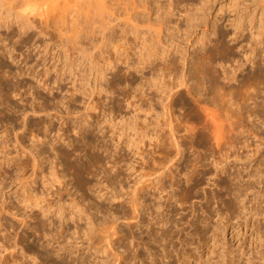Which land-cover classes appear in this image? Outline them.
<instances>
[{
    "label": "rangeland",
    "instance_id": "374dc122",
    "mask_svg": "<svg viewBox=\"0 0 264 264\" xmlns=\"http://www.w3.org/2000/svg\"><path fill=\"white\" fill-rule=\"evenodd\" d=\"M125 1L127 3H125ZM132 1L133 0H131V2L130 0H109V2H107V8H106L107 10H105L104 9L105 7L104 8L102 7L103 4H101V6L98 7L99 3H101V1L99 0H56V2L49 3L48 6L39 7L40 9L38 10V12L46 11L49 16L48 20L52 24L56 23V26L60 27V29L64 30V32H66L67 30V35L69 38L74 36V34L78 31V27L80 28L81 24L83 27L84 25L85 26L88 25L89 23H87V21L90 20L91 16L93 19L94 18L97 19V17H95L96 15L94 16L93 14L100 13L101 15L99 14L100 16H98L97 21L100 22V19L101 20L103 19L102 23L105 24L106 20L112 19L111 20L113 22L112 24L115 23V26L113 25L112 26L114 27V31L116 32V35H115V32L113 31L111 33H114L115 37L118 36L116 38L119 40L120 38L119 34L122 35L121 28L122 27L124 28L126 24L124 23V21H126L125 18H127V14H126L127 10L125 9L126 7H128L130 3L132 4ZM162 1H164V3L169 2V0L167 1L162 0ZM175 1L178 2L179 0H172L174 13H172V16L169 15L171 17L168 16V20H171V23L169 24V26L168 24L162 25L161 28L164 29L162 30L161 28H159L160 25L156 23L157 24L156 26L162 31L161 35L164 36V38L162 37L163 43L165 42L164 45L158 44V43L157 44L158 46L160 45L159 49L162 48L161 52L168 50L166 53L167 59L168 57L173 58L174 56L175 57L177 56L178 58H180L179 67L180 65H182L180 68L181 72L184 70L185 72L187 71L189 73V70H190L189 66H191L190 60L193 59L192 55L196 56L194 54H196L197 50L199 51L201 47L203 48V46L201 45L204 42H205L204 47L209 49L215 43L216 39L220 38V40H222L223 42V45L225 47L227 46L226 47L227 52L224 53L225 56L223 54L220 56L219 55L217 56L218 57L216 58V62L218 61L217 64L221 62L220 64L226 65L227 70L232 71V72L235 69L234 73L236 74L237 77L239 78L241 77L240 79L244 77L242 74L247 76L248 74L252 75L253 73L254 74H256L257 72L259 73L260 71L259 68H261V66H264V63L260 64V61H261L260 52L264 53L261 51L262 49H264V0H205L204 3L203 1L201 2V0H193V1L190 0L191 3H194V4H190V1L187 0V3L184 1V4H182L183 2L181 3L178 2L181 6L178 3L176 4ZM200 3H201L200 6L203 7V9L205 8L204 9L205 12L204 11L202 12V10L199 9L201 8L199 6ZM126 4L127 6H125ZM195 4L196 5L198 4V5L196 6ZM204 4L205 6H203ZM101 7L104 10L100 9ZM192 7H194L195 9ZM197 7H198L197 12L200 14L201 17H198L199 21L198 19H192L191 21L192 23L190 22V24L195 25V26L197 25V27L194 26L191 29V27H189V24H187L189 23L187 19L189 18L191 13H194L197 10ZM108 8L110 9L112 8V9L110 10ZM90 10H92V12ZM100 10L102 11V13ZM109 10L110 12L107 13ZM138 10L145 12L144 8L142 9L140 8ZM191 10L192 11L194 10V11L192 12ZM0 11L3 13V16H5L6 18L5 19L6 24L9 21L7 25L5 24L4 27H0V34L6 35V33H10L12 30H15L16 36L14 38V41L20 40L16 43V48L18 47L19 49L17 48L18 50H16L17 52H15L16 53L15 55L18 56L20 53H23L24 56H27V60H28L27 65H25L24 63L21 64V62L18 64L16 62H12L11 59L5 56L4 60L7 63V66H8L7 69L16 71L20 69L25 70L27 69V67H29L30 68L29 71L32 70V71L37 72V74H39L41 77L51 82L52 85H54L55 87H59V90L62 91V94L66 96L67 99H72L71 97L72 93L75 94L74 95L75 101H73L74 103L73 112L74 113L70 115V118L72 116L77 117L79 115H83V112L86 109H88L86 110L87 112L85 111L84 113H88L89 111L91 112L89 114L90 115L92 114L91 118L95 117L97 119V117L99 116V111H100L99 107L101 105V102H103L105 98V96L103 95L104 93L103 92L96 93V95L93 94L92 95L93 97L89 99V92H88L89 87L87 86V84L85 82L84 83L81 82V80H79V82L76 81L74 83V80H76L77 78L74 77L75 75L73 74V71L68 68L71 67V64L73 62H75L73 63V66L76 68L77 65L79 66L80 62L78 61L77 54H74L73 51L68 52V49H67L68 46L66 47L65 45L67 44L66 42L67 39H65L66 37L63 38V42H61L62 38L59 36L60 34L57 31H55L54 28L52 27L48 28L50 34L47 36H44L37 29L38 27H40L39 20L41 18L36 17L35 19L37 21L36 23L38 24L37 25L38 27L31 28L28 32H26V35L22 34V38L20 39L19 34L21 32L19 30L20 29L19 23L15 21L17 18L16 16H14L15 12L10 11V7L5 4H3ZM188 14L189 16H187ZM155 17H156L155 15H152V18H154L152 20L155 21ZM117 18L119 20H117ZM17 19H20V17ZM12 20L15 21V23H13V25L10 24L9 26V23H12ZM99 22L97 23V26ZM232 22H236V24L239 26L238 30L233 28V26L231 25ZM102 23L99 24L100 29H99L98 34L97 32H98L99 27L97 28L96 26V28H93L95 30L97 29L95 33L97 37L95 38L94 34L90 35L91 36L90 38L92 37L94 38V39L92 38L94 43L100 42V37H101L100 31H101ZM215 23L217 25L216 27H213ZM140 24L142 26L140 25L139 28L142 29L144 33L148 31L147 36L149 37L150 29L148 27L146 28L147 22L144 25V23L140 21ZM107 25L108 24H106V27ZM179 25H180V28H179ZM7 26H9L10 28H7ZM88 26H86V28ZM156 26L152 27L151 30L153 29L156 30L157 28ZM44 28L46 31L47 28L46 27ZM214 28L216 32L212 31L214 30ZM109 31L111 30L110 29L106 30V34L111 36L112 34L107 33ZM187 31L188 33H186ZM215 33L217 37L215 36ZM84 34H83L82 40H84L85 42L81 40L80 41L81 43L83 42L85 43V45H87L88 40L85 37L86 35ZM151 34H150L151 36L150 40L156 39L155 42H157V38L152 37L154 35L156 36V34L155 33H153L152 35ZM208 34L210 35L208 36ZM132 36L135 37L134 34L130 32V34L126 36L127 39L124 38L123 40L124 43L122 42V40L121 41L117 40L116 42L117 43L116 45H118L119 46L118 48H120V54H121V60L117 63V69H121V75L118 77L120 78L122 76L121 79L117 78L118 82L120 83L118 84L119 86L117 87V89L121 88L120 91L122 93L124 92L125 89L130 90L129 83L127 82L128 83L127 84L126 83L127 80H125L126 75L128 74L126 75L124 74L126 73L127 65L123 62V60L127 57V54H128V56L130 55V58L133 56L132 57L133 60L135 59L136 62H139V59L141 56V54L139 53L140 51L139 48L142 49V47H140L141 45H139L141 41L137 37H135L137 38L136 40L134 39L132 40L133 38ZM221 36L223 37L221 38ZM23 38L24 39L27 38V40L28 41L30 40V41L27 42V44H25L23 43L24 41ZM95 39L96 40L98 39L99 41H95ZM127 41L129 43H127ZM121 42L124 45H122ZM134 42L137 47H135V45L133 44ZM7 43H9V41H7ZM83 43L82 45H84ZM90 43L88 42V48L90 46L89 45ZM128 44L129 46H127ZM92 45L93 44H91V46ZM111 45L112 44H109L108 46L109 48L108 47L103 48L101 50V53H99L100 48L92 50L93 51L92 53H95L94 56L98 57V60H99L98 63L100 65L104 64L103 58H107L109 55H111L112 57V58L110 57L111 61L115 62V58L118 56V54L116 52V49H114ZM107 48L109 50H107ZM103 51L105 52V54L109 52L107 53L108 55L106 54L107 55L106 56ZM66 52L68 55L66 54ZM254 52L255 54H253ZM145 53H146L145 54L146 56L148 53L147 51H145ZM99 54L102 55L103 57L100 56ZM28 55L30 57H28ZM170 55H172V57ZM183 56L185 58L188 57L187 58L189 60L188 65H185V66L183 65L184 62L181 61V58ZM68 58L69 59L71 58L70 61L71 60L72 61L70 62ZM163 59L164 58L158 59L156 60V62L159 63ZM85 60H83L82 62V65H83L82 67H84L86 64V63L84 64ZM157 63L154 62V64H157ZM67 66L69 67L67 68ZM61 69H63L62 72L60 71ZM149 69H150V66L144 69L145 76L148 75L147 77H152V75H150ZM5 70H3L2 73L0 72L1 73L0 81H2L1 83H3L4 81L2 80V77L8 80L12 79V76L7 77L8 74H4ZM77 70L79 72L80 69H77ZM220 70L222 72L221 75L223 76L224 75L223 69L221 68ZM122 71L124 73H122ZM75 72L76 74H78L76 70ZM258 73L257 75H259ZM93 74L91 75L90 81L95 82L94 76H97L96 71H94ZM192 74H193L192 77H194L195 73L192 72ZM138 75H139L138 73H135V76L137 77L138 81H140L141 75L139 76ZM28 77L26 80L29 83H32L33 85H35L36 84L35 79H33L34 80L33 81L32 80L33 77H31V79ZM60 77L63 78L64 80H62L60 83L58 82V84L55 83V81L59 79ZM167 78L169 77H166V79H162V80L157 79L160 82L156 80L159 83L158 86H155L156 89L155 88L153 89L154 87L153 86L151 88L152 91L151 89L148 90L149 92H152L154 97L158 100H159V97L161 98L160 95H164L166 93L165 92L164 94H161L162 91L160 90L161 89L160 86L163 85L164 83H165L164 84L165 86L170 85V82L168 83L166 82V80L171 81V84H173L172 79L169 78L170 79L169 80ZM198 78L199 77L195 75L194 82L193 81L192 82L195 84V82H197L195 80H197ZM262 78L264 77L262 76L261 80L259 81H262ZM12 80H11V83H14L15 80L14 81ZM254 80H252L251 78V81H254ZM94 82H91V83H94ZM201 82L203 84V85L202 84L200 85L202 86V88L201 87L199 88V83L195 84V86H197L196 89H199V90L201 89L200 91L203 94L202 97L200 96L201 97L200 102H203L202 104L205 106L206 105L210 106V103L206 99L208 90H206L207 88L205 87V83H206V86L208 87V82H206L205 80H200V83ZM1 83H0V87H1L0 88L1 89L0 90V93H1L0 95V205L2 204L3 200L6 199L7 203H10L8 204V206L11 205L12 207L13 206L18 207L22 209L23 211H28V212L31 209L32 213L34 214L33 219H28L27 227L24 224L23 225L19 224L20 223L19 221L21 220H17V217L16 218L14 216L10 217L9 216L10 214H8V216L6 214L5 216L6 218L5 222L7 223V227L9 229H7V231L4 232L5 234L4 233L3 234L9 240H12V238L14 239V241L13 240L10 241L11 244L12 242H15V241H18L20 243V246L17 250H15L16 254L14 255L18 261L19 259L20 260L22 259L23 261H26V262L28 261V264L30 262L32 263L36 262L40 264H43V263L62 264L61 260L59 259L60 258L59 255L62 253V251L60 252L57 251L60 245L48 244L49 241L48 240L46 241V238L40 236L41 234L39 231H37L36 233V231H34L35 229H33L36 225L38 226V223L40 222L39 219L36 217L42 218V216H44V218H46V220L48 219L49 220L48 222L50 223L52 222V224H59L62 222L64 227L70 231V234L74 232L73 233L74 237L75 236L76 238L81 237V239H78L79 241H77L79 243L85 242L86 244H88L89 243L88 239H91L93 235H96L95 236L96 239L95 238L94 239L92 238L93 240L91 239L92 240L91 242H93V244L96 245V247L94 246L95 248L91 250H88L86 247L84 248L87 254L86 256H88L87 260L89 261L91 259L89 261V264H98V262H103V261L107 262V264H115V262L116 264H122V262H120L121 258L118 255L123 256L124 254V256H128L130 253V256H132V254L135 253L133 251L136 250V248L138 252L140 253V255L137 257L135 256L132 257V260L134 263L136 262L135 259L137 260L135 264H143L144 262L146 263L148 262V264H152V263L154 264V261H156L155 264H179V263L180 264H264V170H263L264 169V158H263L264 157V137H263L264 136L263 134L264 133V122H262L264 120L263 118L264 115H262L261 117L262 119L260 118L261 122L256 121L255 122L256 124L253 127L252 125H249V124H247L246 126L244 122H242L241 120L237 118L236 120L231 119V121L223 120L224 123H222L221 121V126H222L221 131L222 133L226 132L225 133L226 135L224 134L223 136V134L221 133L220 134L221 138L218 137L219 141H216V136L212 134L211 132H209L210 130L209 128H207L205 116L203 115L204 113L200 109V107H202V104L200 103V106L198 108L197 104L195 103V100H194L195 96L193 95L194 93H196L197 90L194 89L195 87H193L192 92L194 93L191 95L190 92L187 93L188 88L182 86L180 89L181 90L183 89L185 91H183L182 95L180 96L177 95L175 97L176 100L172 106L173 108L171 107L170 109L172 110L171 117H172V124H173L171 125L173 126L175 131L178 129L177 130L178 134L177 132L174 131L175 133L173 137L168 132V130L170 131V127L172 126L168 124L169 121L167 117H164V111L162 109L163 102H161V99L159 102L158 100L153 101L154 106H151V108L147 102L141 103L142 105H139L136 107L133 106V108L132 107L126 108L127 106L126 93L124 92L125 94H121V92H119L120 95H118L119 96L118 98L119 99L121 98L120 100H122L121 103H119L121 105L118 108L119 111L115 114L113 120L111 121V124L108 123L109 125L108 124L103 125V127H105L103 136L105 135V137H103L102 135H101L102 137L96 135L97 137L94 136L93 140H91L93 136L87 139V138H84L80 134H75L74 132H72L69 129L68 124L66 123V119L65 120L63 119L65 122L63 125H61L60 123H55L56 128L58 129L52 130V131L50 130L46 131V126H48L49 117L47 118L45 114L33 113V111L31 110V102H33L34 100H32L33 99L32 96H29V94L24 93L25 88H21V89L15 88V90H12V89L6 90L7 88H5L4 84L2 85ZM81 83L85 84L84 86L85 88L81 87ZM262 83H261V86L264 87V79ZM232 84L233 86L237 87L238 82L235 81V82H232ZM133 85L135 86V84ZM124 86H126V88ZM173 86L174 84L171 87ZM75 88L76 89L82 88L83 91L80 90L78 92L76 91L75 93V90H74ZM165 88L166 87H164V89ZM167 88L165 89L166 91H167ZM185 88L187 89V91ZM235 88L233 87V89ZM145 89H148V86L147 87L145 86ZM177 89H179V87ZM84 90L88 92V93L86 92V95H85ZM45 94H46V91L44 93V96ZM262 95L259 99V103L261 104L262 102L264 105V93ZM44 96L43 98H41V100L40 99L36 100V103L46 102L47 99L49 102L55 101L51 95L45 96V98ZM198 96L199 95H196V98ZM119 99H118V102H120ZM87 100L91 101L92 104H95V105L97 103V109H94L91 107L89 108L88 104L86 103ZM26 110L27 111L29 110L26 116V121L28 123L26 124L27 126L24 125V120H23L24 119L23 114ZM75 112H77L78 114L76 113L75 115ZM51 116L54 117L55 113H52L50 117ZM131 116L133 118H131ZM201 116H203L204 118ZM95 118L93 120H95ZM160 119H161L162 124L160 123ZM232 120H234L235 122ZM229 122L230 124H228ZM150 124L151 125L153 124L152 127ZM158 124L161 126L159 127ZM167 124L170 127L167 126ZM222 124L225 125L224 129H223ZM257 125L260 126V129H262L261 131ZM157 126L159 128L162 127L164 130L162 128H161L162 130L159 129ZM255 129L259 131H255ZM57 130H59V133ZM203 132L207 136L203 135ZM260 132L262 133L257 134ZM16 133H18L17 135L20 136L21 142H23L22 144L25 147H28V148L32 147L35 150L37 148L35 147L36 144L34 143L33 145L32 142H35L36 140H37L36 142H38V139L40 140L39 142H41L43 140H46L45 139L46 137H47L46 141H51L53 139V141H55L54 142L55 145H57L56 146L57 149H59L60 151H67V150L70 151L69 152L71 154L70 158L66 159L65 155L61 154L62 155L61 158L63 160L60 158L59 159L60 162L59 160L55 161L53 159H50L51 160L50 161L49 160L50 156L48 158V155L47 156L45 155L47 159L46 157L44 160L42 159V162L43 161L44 162L41 165V168L37 171L36 175L33 177L34 179L33 180L32 178H29L31 174L30 172H32L31 170L32 167L31 165H29V162L27 161V156L22 152V150L20 149L19 145L16 142V136H15ZM45 133L46 134L48 133V136ZM152 134L154 135L153 137L154 139L149 138V136L150 137L153 136ZM208 135L210 137L213 136V139L215 138L214 139L215 141H213L212 138H209ZM157 136L158 137L162 136V137L158 138ZM222 136L225 138H223ZM178 138L180 139V141ZM170 140L172 143L176 142L175 143L176 146L175 144L173 146ZM113 142H116V144L117 143L118 144L115 145V143ZM216 142L217 143L219 142L218 144L220 146L217 145ZM147 144H150L151 146L150 145L147 146ZM105 147L108 148V150L105 149ZM109 147L112 150H110ZM217 147H219L218 148L219 150H217ZM227 148L229 149L228 151H226ZM236 148L238 149V153L236 152L237 151ZM113 149L115 150L113 151ZM104 150L107 153H105ZM110 151L112 153H110ZM225 151L229 155L228 156L229 158L226 157L224 159V157L226 156V154H224L226 153ZM160 152L162 155L160 154ZM113 153L114 155L116 154L115 157L114 156L111 157V154ZM220 154L223 155L224 157L221 156ZM210 155L211 156L213 155L212 156L213 159L211 158ZM119 156L121 157L119 158ZM40 157L39 159L41 160V158H44V155L43 157L41 158ZM8 158L10 159V162ZM218 159L222 162L219 163ZM69 160H71L72 162ZM89 160L90 161L92 160V161L90 162ZM214 160L215 161L218 160L217 162L219 164H217V166L216 164H214L215 163ZM75 161H77L76 164H75ZM115 162L116 164H114ZM72 163L73 165L74 164L76 165L74 166L77 167L78 170L72 165ZM177 163H179L180 168L182 169V172L185 171L184 173L185 174L187 173L186 175L189 180L188 182L189 184H186L187 182L183 180V178H181L182 179L181 183L179 182L180 184H178V186L180 185L178 189V196H177L178 201L176 203L175 202L172 203V205L169 204L170 206L168 205L167 207L162 208L164 211L161 210L162 212H158L156 209L152 207L153 203H151L150 195H147V197L144 199V202H143L145 205L144 212L142 210L141 211L139 210V215L134 213L133 209L130 207V204H128L127 193H130V191H132V188H135L141 181H143V179L144 181H146V183H148L147 180H150V181L153 180L154 181L153 183L155 182L157 183L158 181L157 177H159L160 173L161 174L164 173V175L162 174L163 176L166 175L165 177L167 178H166V181L164 180L165 182H167V180L169 179L168 180L169 182H167L166 185H169V184L171 185L172 182H170V180L173 181L176 178H178L176 176H175L176 178L175 177L172 178V176L170 177L171 172L174 174L173 170L176 169L175 167L177 166ZM53 164H55L54 167H53ZM58 164L60 165V167ZM191 164L192 166H190ZM170 166L171 167L173 166L172 167L173 170L171 168L170 170L168 169ZM193 166L195 167L193 168ZM249 169H252V170H249ZM65 170H66L65 175H63ZM61 171L63 172V174ZM150 171H152L153 173L158 171V173L154 175ZM115 173H117L116 174L117 176L115 175ZM147 173L153 174V176L148 177L146 176ZM22 174L25 175V179H24V181L26 182L25 185H22L23 182L20 181L22 180L21 177L24 178ZM135 174H138V175H135ZM142 175H145V176L141 178ZM240 177L242 180L240 179ZM148 178H151V179H148ZM247 179H249L250 181ZM240 180L244 184L240 182ZM192 184H196V185H192ZM245 184L247 185L248 188L245 187ZM169 186H166L167 190H169L168 189L170 188ZM243 188H245V191ZM77 189L79 191H77ZM239 190H241V192ZM236 191L238 192L239 195L237 194ZM242 192H246V194ZM30 196H32V199H30ZM33 199L36 201V205L32 206L30 209H26V205L31 204V200ZM182 199L184 201H182ZM248 201H250V203H248ZM183 202L185 206L183 205ZM161 214H163L164 216ZM154 215H156L157 217L156 216L154 217ZM161 216L167 218V220L165 218L164 220H161L163 219V218L160 219ZM18 219H21V217H18ZM115 219L118 220V222ZM34 222L35 223L37 222L36 225L34 224ZM163 222L165 223L163 224ZM113 228L114 229L116 228L117 231H121V232L123 231L124 232L122 233L123 235L120 232L122 236H124L125 234L126 235L124 236V239H122L119 243L114 244L115 243L114 242L112 243V246L110 247L108 245V241L104 240L103 237H104V233L106 229H108L107 231L109 232V230ZM102 231L104 232L103 236L100 234L102 233ZM132 231H135L137 233L135 232L131 233ZM161 231L162 232L164 231L163 233H166L167 236L165 237L166 238L165 241L161 240L159 243L158 242L159 240L157 241V238L159 237L157 232H159V235H160L162 233ZM128 232H130V234ZM131 234H135L137 236V239L134 240L135 242L131 239H128V241L131 240L132 242L130 241L127 242L126 236L128 237ZM0 236H1L0 238H2L1 234ZM154 240L157 243H155ZM134 245H136V248ZM22 247H24L23 250H27V256L23 255L24 252L22 250ZM43 247L48 248V250H51L50 251L51 253H54L56 251V253H54L50 258H48L50 260L46 259L45 256L43 257L41 255L40 251ZM97 247L99 248L97 249ZM160 248H162L161 249L162 252L167 251V253L166 252L164 253L168 255L166 256L165 254L161 253ZM163 248L166 250H164ZM160 254L165 255L166 257L165 256L162 257L160 256ZM20 255H21V258H20ZM14 256L12 255L11 257H8L7 262H13L15 260ZM11 258H13L14 260L12 261ZM141 258H144V259H141ZM150 261H152V263H150Z\"/></svg>",
    "mask_w": 264,
    "mask_h": 264
},
{
    "label": "bare ground",
    "instance_id": "6f19581e",
    "mask_svg": "<svg viewBox=\"0 0 264 264\" xmlns=\"http://www.w3.org/2000/svg\"><path fill=\"white\" fill-rule=\"evenodd\" d=\"M99 1H101V3H99V6L98 7H100L101 6V4H103V8L105 9V10H107L106 8H107V2H109V0L108 1H104V0H99ZM167 1V0H166ZM165 1V2H166ZM184 1L187 3V0H179L178 2L179 3H181V2H183L182 4H184ZM188 1H190V0H188ZM193 1V0H192ZM203 1V3H204V1L205 0H201V2ZM53 2H56V0H0V9H1V7L3 6V4H5V5H8L9 7H10V11H14L15 12V14H14V16H16L17 18H19L20 17V19H17L16 18V22L17 23H19V27H20V34H19V37H20V39L22 38V34H25L26 35V32H28L31 28H33V27H38L37 25V21H36V17H40L41 19L39 20V24H40V27H38L37 29H38V31L41 33V34H43L44 36H47V35H49L50 34V32H49V30H48V28H54V30L55 31H57L60 35V37L62 38V40H61V42H63V38H65V39H67V44H65L66 45V47H67V49H68V52H70V51H73L74 52V54H77V56H78V61L80 62V64H79V66L77 65V67L75 68L74 66H73V63H75V62H73L72 64H71V67H69V66H67V68L68 69H70V70H72L73 71V74L75 75L74 77H76L77 79L76 80H74V83L76 82V81H78L79 82V80H81V82H85L86 84H87V86L89 87L88 88V92H89V99H91L93 96V94H95L96 95V93H101V92H103L104 94V96H105V98H104V100H103V102H101V105H100V107H99V118L97 117V119L95 118V120H93L94 118H91V115L89 114V113H91V112H89L88 111V113H84L86 110H88V109H84L85 111L83 112V115H79V116H72L71 118H70V115H72L74 112H73V110H74V107H73V105H74V103H73V101H75L74 100V93H72V95H71V97H72V99H67V97L66 96H64L63 94H62V91H60L59 90V87H55L54 85H52L51 84V82H49L48 80H46V79H44L43 77H41L39 74H37V72H35V71H32V70H30L29 71V67H27V69H25V70H23V69H20V70H16V71H14V70H8L7 69V63L5 62V60H4V57L5 56H7L9 59H11V61L12 62H16V63H20L21 62V64H25V65H27L28 64V60H27V56H24V54L23 53H20L18 56H16L15 54V52H17L16 50H18L17 48H16V43L18 42V41H20V40H16V41H14V38H15V36H16V31L15 30H12L10 33H6V35H4V34H0V72L2 73L3 72V70H5V68H6V70L4 71V74H8L7 75V77H11L12 76V81H14L15 80V82L14 83H11V80L9 79H6V78H3L2 76V80H4L3 81V83H1L2 81H0V83L3 85L4 84V86H5V88H7L6 90H10V89H12V90H15V88H18V89H21V88H25V92L24 93H26V94H29V96H32V100H34L33 102H31V110L33 111V113H40V114H45V116H47V118L49 117V121H48V126H46V131L47 130H50V131H52V130H56V129H58V128H56V125H55V123H60L61 125H63L65 122H64V120L66 119V123L68 124V126H69V129L72 131V132H74L75 134H80V135H82L84 138H87V139H89L90 137H92V139L91 140H93V138H94V136L95 137H97L96 135H98V136H103V134H104V130H105V127H103V125H105V124H111V121L113 120V118H114V116H115V114L119 111V107H120V105L121 104H119V103H121V101L122 100H120L118 97V95H120L119 94V92H121L120 91V89H117V87L119 86L118 84H120L119 82H118V79L117 78H119L118 76H120L121 75V69H117V63L121 60V54H120V48H118L119 46L118 45H116L117 43V38L116 37H118V36H116L115 37V35H116V32L114 31V27L113 26H115V23L114 24H112L113 22L110 20H106V23L105 24H103L102 23V20L100 19V22L99 21H97L98 20V16H100L101 14L100 13H96V14H93L95 17H97V19L96 18H92V16L90 17V20L89 21H87V23H89L88 25H86V26H88L87 28H86V26L84 25V27L82 26V24H81V26L83 27H81L80 25V28L78 27V31L74 34V36L73 37H68V35H67V30H66V32H64V30H62V29H60V27H58V26H56V23L55 24H52L48 19H49V16H48V13L46 12V11H42V12H38V10L40 9L39 7H42V6H48V4L49 3H53ZM102 2H104V3H102ZM106 2V3H105ZM114 2V1H113ZM130 2H131V0H130ZM176 2V1H175ZM178 2H176V4L178 3ZM118 3H120V2H118ZM125 3H127L126 1H125ZM178 3V4H179ZM202 3V4H203ZM123 4H124V2H123ZM190 4H194V3H191V1H190ZM105 5V6H104ZM109 5V4H108ZM112 5V4H111ZM119 5V4H118ZM180 5V4H179ZM196 5V4H195ZM198 5V4H197ZM196 5V6H197ZM201 5V3L199 4V6ZM125 6H127V4L125 5ZM181 6V5H180ZM191 6V5H190ZM194 6V5H193ZM195 6V7H196ZM203 6H205V4L203 5ZM100 8V9H103V8ZM112 7V6H111ZM187 7V6H186ZM201 7V6H200ZM113 8V7H112ZM111 8V9H112ZM118 8V7H117ZM142 9V8H144L145 10V12H143V11H141V10H138V9ZM192 8H194V7H192ZM103 9V10H104ZM108 9H110V8H108ZM110 9V10H111ZM187 9V8H186ZM195 9V8H194ZM199 9H201L202 10V12L204 11V9H203V7H201V8H199ZM110 10L107 12V13H109L110 12ZM119 10V9H118ZM125 10H127V12H126V14H127V18H125L126 19V21H124V23H126L125 24V26H124V28L122 27L121 28V32H122V35H120L119 34V36H120V38H119V40L118 41H121L122 40V42H123V40H124V38H126V36L128 35V34H130V32L132 33V34H134V36L135 37H137L140 41V44L139 45H141L140 47H142V49H140L139 48V46H138V48H139V53L141 54V56H140V59H139V62H136V60L134 59L133 60V56L130 58V55L128 56V54H127V57L123 60V62L127 65V70H126V73H124L123 71H122V73H124L125 75L126 74H128V75H126V79L125 80H127L126 81V83L128 82L129 83V88H130V90H124V92L126 93V96H127V99H126V104H127V106H126V108H133V106H139V105H142L141 103H145V102H147L148 104H149V106H150V108H151V106H154V104H153V101H156V100H158V99H156L155 97H154V95L152 94V92H149L148 90H150L153 86V89L155 88L156 89V87L155 86H158V82H160V81H158L157 79H166V77H169L170 79H172V81H173V84H174V86L173 87H171L173 84H171V81H167L166 80V82H170V85H168V86H165L164 84L163 85H161L160 87H161V94H164L165 92V94L164 95H160L161 96V98L159 97V100H158V102L160 101V99H161V102H163V111H164V117H167V119H168V121H169V123L168 124H172V117H171V111L172 110H170L171 109V107L173 106V104H174V102H175V97L178 95V96H180V95H182L183 94V91H185V90H181L180 88L182 87V86H184V87H186V88H188V91H187V89H186V91H187V93L188 92H190V94L192 95L194 92H192V90H193V87H195L194 89H196L197 88V86H195V84H198L199 83V88L201 87L202 88V86H200L201 84H202V82L200 83V80H205L206 82H208V87L206 86V83L205 82H203V83H205V87L207 88L206 90H208V93H207V96H206V99H207V101L210 103V106H205V105H203L202 103L203 102H200L201 101V97H202V92L199 90V89H196L197 91H196V93H194V95L193 96H195V103L197 104V106H198V108H199V106H200V103L202 104V107H200V109L202 110V112L204 113H202L204 116H205V120H206V123H207V128H209V132H211L212 134H214L215 136H216V141H219V139H218V137L219 138H221V133H222V131H221V121H222V123H224L223 122V120H229V121H231V119H234V120H236V118L237 119H239V120H241L242 122H244L245 123V125L247 126V124H249V125H252V127L256 124L255 122L256 121H260L261 122V117H262V115H264V105H263V103L261 102V104L259 103V99H260V97H261V95L264 93V87H262L261 86V83H262V81H263V79L264 78H262V81H259V80H261V77L263 76L264 77V66H261V68H259V75H257V73L256 74H248L247 76H245L244 74H242L244 77H242V79H240L239 77H237L236 76V74L234 73L235 72V69L233 70V72L232 71H229V70H227V68H226V65H223V64H220V63H218L217 64V62H216V58H218L217 56L219 55H224V53H226L227 52V46L225 47L224 45H223V42H222V40H220V38L219 39H216V41H215V43L212 45V47L211 48H209V49H207L206 47H204V43L201 45V46H203V48L201 47V49H199V51L197 50V52H196V54H194V55H196V56H193L192 55V57H193V59L192 60H190V64H191V66H189L190 67V70H189V73L186 71H182L181 72V70H180V68H181V66L182 65H180V67H179V62H180V58H178L177 56L175 57H173V58H170V57H168V59H167V55H166V53H167V51L168 50H165L164 48V50L165 51H163V52H161L162 50V48L161 49H159V46H158V44H163L164 45V43H163V39H162V37L164 38V36H162L161 34H162V31H161V27H162V25H166V24H168V26H169V24L171 23V20H168V16L169 15H171L172 16V13H174L173 12V2H172V0H169V2L168 3H164V1H162V0H133L132 1V4L130 3L129 5H128V7H126V9ZM91 12H92V10H90ZM95 11V10H94ZM101 11V10H100ZM192 11V10H191ZM194 11V10H193ZM192 11V12H193ZM198 11V7H197V10L194 12V13H191V12H189V13H191L190 14V16H189V14L187 15V16H189V18L187 19L188 20V22L189 23H187V24H189V27H191V29H192V27H194L195 25H191L190 24V22L192 21V19H198V17H201L200 16V14L197 12ZM200 11V10H199ZM96 12V11H95ZM99 12V11H98ZM124 12V13H125ZM205 12V11H204ZM101 13H102V11H101ZM180 13V12H179ZM100 14V15H99ZM104 14V13H103ZM125 14V15H126ZM196 14H198V15H196ZM12 15V14H11ZM18 15V16H17ZM108 15V14H107ZM152 15H155L156 17H155V21L154 20H152V19H154V18H152ZM173 15H175V14H173ZM103 16H105V15H103ZM111 16V15H110ZM171 16H169V17H171ZM204 16V15H203ZM154 17V16H153ZM197 17V18H196ZM6 18H5V16H3V13L0 11V27H4L5 26V24H6V20H5ZM201 19V18H200ZM18 20V21H17ZM117 20H119L118 18H117ZM186 20V19H185ZM15 21H13L12 20V23H9V26H10V24L11 25H13V23H15ZM121 21V20H120ZM140 21L142 22V23H144V25H145V23L147 22V24H146V28L148 27L150 30V33H149V37L147 36L148 34H147V32L148 31H146V33H144L143 31H142V29H140L139 27H140ZM152 21H154V22H152ZM195 21H197V20H195ZM198 21H199V19H198ZM235 21V20H234ZM9 22V21H8ZM8 22H7V24H8ZM99 22V24L100 23H102V25H101V37H100V42L99 43H97V42H93V40H92V38H90L91 36L90 35H92V34H94L95 35V38L97 37L96 36V30L95 29H93V28H96V26H97V23ZM201 22V21H200ZM87 23H85V24H87ZM154 23V24H153ZM159 24L160 25V27L159 28H161V29H159L156 25L157 24ZM192 23V22H191ZM6 24V25H7ZM84 24V23H83ZM99 24H98V26H97V28L99 27ZM106 24H108L107 25V27H106ZM118 24V23H117ZM197 24H199V23H197ZM203 24V23H202ZM105 25V26H104ZM113 25V26H112ZM121 25V24H120ZM216 23L213 25V27H216ZM231 25L233 26V28L234 29H239V26L236 24V22H232L231 23ZM9 26H7V28H10ZM117 26V25H116ZM119 26V25H118ZM142 26V25H141ZM154 26H156L157 28H156V30L155 29H153V30H151L152 29V27H154ZM167 26V27H168ZM12 27V26H11ZM44 27H46L47 29H46V31H45V28ZM165 27V26H164ZM195 27H197V25L195 26ZM172 28H174V27H172ZM178 28V27H177ZM179 28H180V25H179ZM188 28V27H187ZM91 29V30H90ZM99 29H100V27L98 28V32H97V34L99 33ZM111 30V31H109V32H107L108 34L110 33V34H112L111 36H109V35H107L106 34V30ZM190 29V28H189ZM189 29H187V30H189ZM162 30H164V29H162ZM178 30V29H177ZM186 30V29H185ZM184 30V31H185ZM214 30H215V28H214ZM214 30H212L213 32H216V30L214 31ZM37 31V32H38ZM88 31V32H87ZM115 32V35H114V33H111V32ZM183 31V32H184ZM210 31V30H209ZM227 31V30H226ZM38 32V33H39ZM182 32V31H181ZM223 32V31H222ZM85 33V34H84ZM153 34V33H155L156 34V36L154 35V36H152L153 38L154 37H156L157 38V42H155L156 41V39H152V40H150L151 39V36H150V34ZM186 33H188V31L186 32ZM185 33V34H186ZM83 34L84 35H86L85 37L87 38V45H85V43H83L84 45H82V43H81V41H84V40H82V37H83ZM151 34V35H152ZM176 34V33H175ZM214 34V33H213ZM225 34V33H224ZM109 36V37H107V36ZM210 34H208V36H209ZM223 35V34H222ZM236 35H238V34H236ZM236 35H234V36H236ZM99 36V35H98ZM215 36H216V33H215ZM225 36V35H224ZM227 36V35H226ZM233 36V37H234ZM133 37V36H132ZM135 37H133L132 38V40L134 39V40H136L137 38H135ZM211 37V36H210ZM217 37V36H216ZM223 36H221V38H222ZM85 38V39H86ZM89 38H90V40H89ZM94 39V38H93ZM127 39V38H126ZM125 39V40H126ZM234 39V38H233ZM23 43H25V44H27V42H29L28 40H27V38L26 39H24L23 38ZM81 40V41H80ZM129 40V39H128ZM7 41H9V43H7ZM95 41H99L98 39L96 40L95 39ZM210 41H211V39H210ZM85 42V41H84ZM88 42L90 43L89 45V48H88ZM121 42V43H122ZM131 42V41H130ZM137 42V41H136ZM167 42V41H166ZM213 42V41H212ZM124 43V42H123ZM122 43V45H124ZM127 43H129L128 41H127ZM158 43V44H157ZM226 43V42H225ZM91 44H93L92 46H91ZM109 44H112L111 46L114 48V49H116V52H117V54H118V56L115 58V62H112L111 61V55H109L107 58H103L104 59V64L103 65H100L98 62H99V60H98V57H96V56H94L95 55V53H92L93 51V49H97V48H100V52L99 53H101V50L103 49V48H105V47H108L109 46ZM132 44V43H131ZM134 45H135V42L133 43ZM64 45V46H65ZM120 45V44H119ZM121 45V46H122ZM227 45V44H226ZM62 46V45H61ZM110 46V47H111ZM127 46H129V44L127 45ZM126 46V47H127ZM131 46V45H130ZM230 46V45H229ZM234 46H236V45H234ZM234 46H233V48H234ZM238 46V45H237ZM32 47V46H31ZM135 47H137L136 45H135ZM109 48V47H108ZM107 48V50H109ZM30 49V48H29ZM66 49V48H65ZM107 50H105V51H107ZM234 50V49H233ZM26 51V50H25ZM145 51H147V57L145 56ZM170 51V50H169ZM237 51V50H236ZM262 52H264V49H262L261 50ZM22 52V51H21ZM104 52V51H103ZM102 52V53H103ZM112 52V51H111ZM107 53H109V52H107ZM106 53V54H107ZM173 53V52H172ZM195 53V52H194ZM235 53V52H234ZM66 54H67V52H66ZM104 54H105V52H104ZM103 54V55H104ZM105 54V55H106ZM136 54V53H135ZM253 54H255V52L253 53ZM252 54V55H253ZM68 55V54H67ZM80 55V56H79ZM100 55V54H99ZM108 55V54H107ZM106 55V56H107ZM115 55V54H114ZM227 55V54H226ZM237 55V54H236ZM260 55H261V61H260V64H263L264 63V53H261L260 52ZM259 55V56H260ZM100 56H102V55H100ZM138 56V55H137ZM171 57H172V55H170ZM190 56H191V54H190ZM225 56V55H224ZM245 56V55H244ZM247 56V55H246ZM28 57H30L29 55H28ZM69 57V56H68ZM103 57V56H102ZM111 57V58H110ZM222 57V56H221ZM220 57V58H221ZM232 57V56H231ZM251 57V56H250ZM85 58H86V60H87V62H86V60H85ZM162 58H164L163 60H159L160 62L159 63H157L156 62V60H158V59H162ZM170 58V59H169ZM188 57H182L181 58V61H183L184 62V66L185 65H188L189 64V60L187 59ZM225 58V57H224ZM223 58V59H224ZM240 58H242V57H240ZM71 59V58H70ZM70 59L68 58V60L70 61ZM231 59V58H230ZM76 60V59H75ZM81 60V61H80ZM83 60H85V62H84V64H85V66L84 67H82L83 65H82V62H83ZM114 60V59H113ZM259 60V59H258ZM10 61V62H11ZM72 61V60H71ZM70 61V62H71ZM77 61V62H78ZM76 62V63H77ZM78 62V63H79ZM154 62L155 63H157V64H154ZM224 62H226V61H224ZM223 62V63H224ZM247 62V61H246ZM15 63V64H16ZM123 63V64H124ZM254 63H255V61H254ZM257 64V63H256ZM89 65H90V67H89ZM242 65V64H241ZM245 65V64H244ZM150 66V75H152V77H147V76H145V70L144 69H146L147 67H149ZM229 66V65H228ZM235 66H236V64H235ZM259 66V65H258ZM74 67V68H73ZM241 67V66H240ZM246 67V66H245ZM223 69V76L221 75L222 74V72H221V70L220 69ZM229 68H231V67H229ZM228 68V69H229ZM238 68V67H237ZM32 69V68H31ZM77 69H80L79 70V72H78V70ZM182 69H184V68H182ZM62 70L63 69H61L60 71L62 72ZM75 70L78 72V74H76V72H75ZM232 70V69H231ZM245 70V69H244ZM94 71H96V74H97V76H94L95 77V82L94 81H90V79H91V75L94 73ZM243 71V70H242ZM65 72V71H64ZM192 72L193 73H195L194 74V77H195V75L197 76V77H199L197 80H195V81H197V82H195V84L193 83L194 82V77H192ZM0 73V74H1ZM47 73V72H46ZM45 73V74H46ZM72 73V72H71ZM135 73H138L139 75H141V80L140 81H138V79H137V77L135 76ZM244 73V72H243ZM95 74V75H96ZM77 75V76H76ZM94 75V74H93ZM138 75V76H139ZM29 76V77H28ZM62 76V75H61ZM111 76V77H110ZM124 76V75H123ZM4 77H6V76H4ZM27 77L28 78H30L31 79V77H33L32 78V80L33 79H35V81H36V84L35 85H33L32 83H29L26 79H27ZM73 77V78H74ZM122 77V76H121ZM121 77L119 78V79H121ZM131 77V78H130ZM222 77V78H221ZM139 78V77H138ZM169 78H167V79H169ZM251 78H252V80H254V81H251ZM169 79V80H170ZM200 79V80H199ZM0 80H1V78H0ZM62 80H64L63 78H59V79H57L56 81H55V83H57L58 84V82L60 83ZM93 80V79H92ZM123 80V79H122ZM124 80V81H125ZM158 82H157V81ZM6 81V82H5ZM34 81V80H33ZM193 81V82H192ZM238 82V84H237V87L236 86H233V84H232V82ZM91 82H94V83H91ZM157 82V83H156ZM162 82V81H161ZM164 82V81H163ZM261 82V83H260ZM6 83V84H5ZM83 83H81V87L83 88L84 86H85V84H83ZM127 83V84H128ZM80 84V83H79ZM133 84H135V86L133 85ZM162 84V83H161ZM236 84V83H235ZM263 84V83H262ZM122 85H123V83H122ZM203 85V84H202ZM86 86V87H87ZM145 86L147 87L148 86V89H145ZM122 87V86H121ZM125 88H126V86H124ZM123 87V88H124ZM164 87H168L167 88V91L164 89ZM179 87V89H177ZM183 87V88H184ZM204 87V88H205ZM233 87L235 88V89H233ZM1 88V87H0ZM82 88H75L74 90H75V93H76V91L78 92V91H80V90H82L83 91V89ZM85 88V87H84ZM127 88H128V86H127ZM175 89H176V91H175ZM1 90V89H0ZM23 90V89H22ZM123 90V89H122ZM160 90H159V92H160ZM3 91V90H2ZM17 91V90H16ZM45 91H46V94H45V96H52L53 97V99L55 100L54 102H49L48 101V99H47V101L46 102H39V103H36V100H41V98H43V96H44V93H45ZM151 91H152V89H151ZM15 92V91H14ZM21 92V91H20ZM84 92H85V95H86V90H84ZM83 92V93H84ZM87 92V93H88ZM122 93L121 92V94H125V93ZM155 92V91H154ZM17 94V93H16ZM158 94V93H157ZM156 94V95H157ZM184 94H186V93H184ZM0 95H1V93H0ZM83 95V94H82ZM102 95V94H101ZM196 95H199L197 98H196ZM45 96H44V98H45ZM69 96V95H68ZM88 96V95H87ZM201 96V97H200ZM263 96V95H262ZM85 97V96H84ZM123 97H125V96H123ZM192 97V96H191ZM19 98V97H18ZM188 98V97H187ZM101 99V98H100ZM118 99L120 100V102H118ZM190 99V98H189ZM193 100V99H192ZM263 100V99H262ZM30 101V100H29ZM89 100H87L86 101V103L88 104V106H89V108L91 107V108H94V109H97V103H96V105L95 104H92V102L91 101H89ZM93 101V100H92ZM95 101V100H94ZM194 102V101H193ZM205 102V101H204ZM181 103H182V101H181ZM208 103V104H209ZM25 104V103H24ZM23 104V105H24ZM100 104V103H99ZM185 104V103H184ZM86 105V104H85ZM176 105V104H175ZM263 105V106H262ZM29 106V105H28ZM185 106V105H184ZM143 107V106H142ZM186 107V106H185ZM190 107V106H189ZM195 107H196V105H195ZM27 108V107H26ZM145 108V107H144ZM148 108V107H147ZM153 108V107H152ZM173 108V107H172ZM175 109V108H174ZM199 109V110H200ZM15 110V109H14ZM90 110V109H89ZM121 110V109H120ZM129 110V109H128ZM161 110V109H160ZM200 110V111H201ZM29 111V110H28ZM27 110L24 112V114H23V116H24V125H26V124H28L27 123V121H26V116H27V112H28ZM76 111V110H75ZM130 111V110H129ZM134 111V110H133ZM82 112V111H81ZM87 112V111H86ZM137 112V111H136ZM9 113V112H8ZM52 113H55V116L54 117H50V115L52 114ZM76 113L77 112H75V115H76ZM120 113V112H119ZM78 114V113H77ZM82 114V113H81ZM98 114V113H97ZM132 114V113H131ZM151 114V113H150ZM200 114V113H199ZM38 115V114H37ZM120 115V114H119ZM135 115V114H134ZM137 115V114H136ZM148 115V114H147ZM29 116V115H28ZM97 116V115H96ZM133 116V115H132ZM131 116V118H133ZM138 116V115H137ZM146 116V115H145ZM123 117V116H122ZM126 117V116H125ZM136 117V116H135ZM150 117V116H149ZM154 117V116H153ZM157 117V116H156ZM201 117H203V116H201ZM174 118H175V116H174ZM204 118V117H203ZM261 118V119H260ZM263 118H264V116H263ZM15 119V118H14ZM64 119V120H63ZM148 119V118H147ZM151 120V119H150ZM203 120V119H202ZM234 120H232V121H234ZM47 121V120H46ZM166 121V120H165ZM167 121V122H168ZM175 121V120H174ZM152 122V121H151ZM154 122H155V120H154ZM164 122V121H163ZM226 122H228V121H226ZM235 122V121H234ZM233 122V123H234ZM262 122H264V120L262 121ZM160 123H161V119H160ZM166 123V122H165ZM205 123V124H206ZM45 124H47V123H45ZM108 124V125H109ZM162 124V123H161ZM167 124V126H169ZM228 124H230V122L228 123ZM238 124H239V122H238ZM238 124H236V125H238ZM257 124H259V123H257ZM107 125V126H108ZM115 125V124H114ZM151 125V124H150ZM153 125V124H152ZM152 125H151V127H152ZM157 125V124H156ZM159 125V124H158ZM166 125V124H165ZM173 125V124H172ZM171 125V126H172ZM204 125V124H203ZM202 125V126H203ZM223 125V124H222ZM225 125H226V123H225ZM225 125H223V129H224V126ZM233 125V124H232ZM241 125V124H240ZM248 125V126H249ZM27 126V125H26ZM60 126V125H59ZM161 125H159V127H160ZM258 126V125H257ZM4 127V126H3ZM17 127V126H16ZM114 127V126H113ZM158 127V126H157ZM158 127V128H159ZM170 127V126H169ZM177 127V126H176ZM229 127V126H228ZM250 127V126H249ZM259 127V129H260V126H258ZM257 127V128H258ZM261 127H263V126H261ZM22 128V127H21ZM27 128V127H26ZM156 128V127H155ZM154 128V129H155ZM162 128V127H161ZM161 128H159V129H161ZM187 128V127H186ZM185 128V129H186ZM235 128V127H234ZM237 128V127H236ZM243 128V127H242ZM242 128H240V129H242ZM256 128V127H255ZM145 129V128H144ZM149 129V128H148ZM152 129V128H151ZM163 129V128H162ZM161 129V130H162ZM228 129H230V128H228ZM253 129V128H252ZM59 130H60V128H59ZM59 130H57L58 131V133H59ZM111 130V129H110ZM164 130V129H163ZM178 130V129H177ZM177 130L175 131L174 130V128H173V126L172 127H170V131L168 130V132L174 137V133L175 132H177ZM180 130V129H179ZM234 130V129H233ZM236 130V129H235ZM244 130H246V129H244ZM248 130V129H247ZM262 129H260V131H261ZM147 131V130H146ZM175 131V132H174ZM185 131V130H184ZM186 131H188V130H186ZM202 131V130H201ZM226 131V130H225ZM228 131V130H227ZM229 131H231V130H229ZM249 131V130H248ZM247 131V132H248ZM255 131H259V130H256L255 129ZM150 132V131H149ZM198 132V131H197ZM53 133V132H52ZM73 133V134H74ZM155 133H157V132H155ZM162 133V132H161ZM202 133V132H201ZM226 133V132H225ZM225 133H222L223 134V136H224V134ZM230 133H232V132H230ZM237 133H238V131H237ZM250 133V132H249ZM262 132H260V133H257V134H261ZM14 134V133H13ZM18 133H16V142H17V144L19 145V147H20V149L22 150V152L27 156V161L29 162V165H31V170H32V172H30L31 174H30V176H29V178H32L33 179V177L36 175V173H37V171L41 168V165L43 164V162H42V159L44 160L45 159V157L48 155V158H49V156H50V158H49V160L50 159H53V160H55V161H57V160H59L60 158H61V154H63V155H65V158L67 159V158H70V151H60L59 149H57V145H55V141H53V139L51 140V141H46L47 140V137L45 138L46 140H43V141H41V142H39L40 140L38 139V142H32L33 143V145H34V143L37 145H35V147H37L36 148V150L35 149H33L32 147L31 148H28V147H25L22 143L23 142H21V139H20V136L19 135H17ZM46 134V133H45ZM44 134V135H45ZM151 134V133H150ZM177 134H178V132H177ZM209 134V133H208ZM212 134H210V135H212ZM235 134V133H234ZM242 134V133H241ZM264 134V133H263ZM33 135V134H32ZM39 135V134H38ZM47 136H48V133L46 134ZM45 135V136H46ZM115 135H116V133H115ZM114 135V136H115ZM146 135V134H145ZM153 135V134H152ZM151 135V136H152ZM158 135V134H157ZM161 135V134H160ZM165 135H166V133H165ZM203 135H205L204 134V132H203ZM202 135V136H203ZM220 135V136H219ZM226 135V134H225ZM255 135H256V133H255ZM31 136V135H30ZM37 136V135H36ZM35 136V137H36ZM63 136V135H62ZM101 136V137H102ZM113 136V137H114ZM170 136V135H169ZM177 136V135H176ZM205 136H207V135H205ZM209 136V135H208ZM214 136V137H215ZM222 136V137H223ZM228 136H230V135H228ZM243 136V135H242ZM41 137V136H40ZM100 137V138H101ZM103 137H105V135L103 136ZM109 137V136H108ZM154 137V135L152 136V137H150L149 136V138L150 139H154L153 138ZM158 137V136H157ZM162 137V136H161ZM161 137H158V138H161ZM167 137V136H166ZM179 137V136H178ZM227 137V136H226ZM232 137V136H231ZM230 137V138H231ZM238 137V136H237ZM258 137V136H257ZM264 137V136H263ZM33 138V137H32ZM43 138V137H42ZM63 138V137H62ZM207 138V137H206ZM209 138H212L213 139V136H209ZM223 138H225V137H223ZM67 139V138H66ZM102 139V138H101ZM171 139V138H170ZM179 139V138H178ZM215 139V138H214ZM213 139V141H215ZM61 140V139H60ZM63 140V139H62ZM68 140V139H67ZM104 140H105V138H104ZM112 140V139H111ZM165 140V139H164ZM172 140V139H171ZM171 140H170V142H171ZM173 140H174V138H173ZM57 141V140H56ZM74 141V140H73ZM85 141H87V140H85ZM151 141V140H150ZM159 141H160V139H159ZM166 141V140H165ZM179 141H180V139H179ZM30 142H31V140H30ZM61 142V141H60ZM70 142H71V140H70ZM70 142H69V144H70ZM111 142V141H110ZM118 142V141H117ZM149 142V141H148ZM220 142H221V140H220ZM223 142H224V140H223ZM222 142V143H223ZM72 143H74V142H72ZM113 143H115V145H117L116 144V142H113ZM153 143V142H152ZM163 143V142H162ZM164 143H166V142H164ZM172 143V142H171ZM176 143V142H175ZM174 142L172 143L173 144V146H174V144H175ZM177 143H178V141H177ZM217 143V142H216ZM216 143H215V145H216ZM219 143V142H218ZM217 143V145H219ZM103 144V143H102ZM108 144V143H107ZM160 144V143H159ZM170 144V143H169ZM183 144V143H182ZM214 144V143H213ZM224 144V143H223ZM222 144V145H223ZM229 144H230V142H229ZM93 145H95V144H93ZM110 145V144H109ZM148 145H150V144H147V146ZM165 145V144H164ZM163 145V146H164ZM178 145V144H177ZM221 145V146H222ZM232 145H233V143H232ZM237 145V144H236ZM70 146H71V144H70ZM105 146V145H104ZM103 146V147H104ZM151 146V145H150ZM161 146V145H160ZM162 146V147H163ZM172 146V145H171ZM175 146H176V144H175ZM220 146V145H219ZM61 147V146H60ZM91 147V146H90ZM95 147V146H94ZM112 147V146H111ZM215 147V146H214ZM227 147V146H226ZM231 147V146H230ZM71 148H72V146H71ZM116 148V147H115ZM154 148V147H153ZM171 148V147H170ZM169 148V149H170ZM174 148H176V147H174ZM183 148V147H182ZM219 147H217V150H219L218 149ZM224 148V147H223ZM235 148V147H234ZM240 148V147H239ZM75 149V148H74ZM105 149H107L108 150V148H106L105 147ZM109 149H110V147H109ZM118 149V148H117ZM159 149V148H158ZM179 149V148H178ZM216 149V148H215ZM221 149V148H220ZM237 149V148H236ZM235 149V150H236ZM79 150V149H78ZM110 150H112V149H110ZM115 149H113V151H114ZM120 150V149H119ZM157 150V149H156ZM161 150V149H160ZM172 150V149H171ZM224 150V149H223ZM229 149L227 148V150L226 151H228ZM233 150V149H232ZM76 151V150H75ZM99 151H100V149H99ZM149 151V150H148ZM148 151H146V152H148ZM155 151V150H154ZM179 151V150H178ZM215 151V150H214ZM221 151V150H220ZM219 151V152H220ZM225 151V152H226ZM231 151V150H230ZM104 152H105V150H104ZM164 152V151H163ZM176 152V151H175ZM174 152V153H175ZM187 152V151H186ZM237 153H238V149H237V151H236ZM105 153H107V152H105ZM110 153H112L111 151H110ZM172 153V152H171ZM213 153V152H212ZM230 153V152H229ZM233 153V152H232ZM235 153V152H234ZM8 154V153H7ZM81 154V153H80ZM143 154V153H142ZM146 154V153H145ZM160 154H161V152H160ZM166 154H168V153H166ZM169 154H170V152H169ZM179 154V153H178ZM182 154H183V152H182ZM224 154H226V156L224 157L223 155H221V156H223L224 157V159L227 157V158H229L228 156V154H227V152L226 153H224ZM43 155H44V158H41V157H43ZM46 155V156H45ZM116 155V154H115ZM115 155H114V153L113 154H111V157H115ZM151 155V154H150ZM162 155V154H161ZM207 155V154H206ZM18 156V155H17ZM41 156V157H40ZM93 156V155H92ZM109 156V155H108ZM118 156V155H117ZM147 156V155H146ZM177 156V155H176ZM184 156V155H183ZM187 156V155H186ZM195 156V155H194ZM201 156H202V154H201ZM211 156V155H210ZM213 156V155H212ZM212 156H211V158H212ZM220 156V157H221ZM39 157L41 158V160L39 159ZM121 156H119V158H120ZM152 157V156H151ZM174 157V156H173ZM180 157V156H179ZM218 157V156H217ZM219 157V158H220ZM231 157V156H230ZM260 157V156H259ZM7 158V157H6ZM117 158V157H116ZM145 158V157H144ZM148 158V157H147ZM158 158V157H157ZM169 158H171V157H169ZM190 158H192V157H190ZM194 158V157H193ZM201 158V157H200ZM205 158V157H204ZM210 158V157H209ZM264 158V157H263ZM9 159V158H8ZM46 159H47V157H46ZM62 159V158H61ZM164 159V158H163ZM198 159V158H197ZM213 159V158H212ZM3 160V159H2ZM63 160V159H62ZM116 160V159H115ZM114 160V161H115ZM149 160V159H148ZM153 160V159H152ZM160 160V159H159ZM169 160V159H168ZM170 160H172V159H170ZM191 160V159H190ZM199 160V159H198ZM201 160V159H200ZM216 160V159H215ZM214 160V161H215ZM219 160V159H218ZM217 160V161H218ZM51 161V160H50ZM69 161H71V160H69ZM90 161V160H89ZM92 161V160H91ZM90 161V162H91ZM121 161V160H120ZM163 161V160H162ZM166 161V160H165ZM177 161V160H176ZM179 161V160H178ZM206 161V160H205ZM214 161H213V163H214ZM217 161H215V163L214 164H216V166H217V164H219L220 162H222V161H220L219 160V163L217 162ZM261 161V160H260ZM7 162H8V160H7ZM6 162V163H7ZM9 162H10V159H9ZM59 162H60V160H59ZM72 162V161H71ZM76 162L77 161H75V164H76ZM79 162V161H78ZM148 162V161H147ZM157 162V161H156ZM160 162V161H159ZM169 162H171V161H169ZM180 162V161H179ZM191 162V161H190ZM198 162V161H197ZM212 162V161H211ZM17 163V162H16ZM53 163H54V161H53ZM83 163V162H82ZM110 163V162H109ZM108 163V164H109ZM146 163V162H145ZM155 163V162H154ZM166 163V162H165ZM173 163V162H172ZM195 163V162H194ZM208 163V162H207ZM51 164H52V162H51ZM60 164H62V163H60ZM74 164V165H75ZM79 164V163H78ZM98 164V163H97ZM113 164V163H112ZM114 164H116V162L114 163ZM147 164V163H146ZM150 164V163H149ZM159 164V163H158ZM160 164H162V163H160ZM164 164V163H163ZM167 164V163H166ZM184 164V163H183ZM187 164V163H186ZM188 164H189V162H188ZM19 165V164H18ZM54 165L55 164H53V167H54ZM57 165V164H56ZM59 165V164H58ZM67 165H68V163H67ZM72 165H73V163H72ZM73 165V166H74ZM84 165V164H83ZM118 165V164H117ZM148 165V164H147ZM174 165H175V163H174ZM202 165V164H201ZM222 165V164H221ZM76 166V165H75ZM74 166V167H75ZM80 166V165H79ZM151 166V165H150ZM158 166H160V165H158ZM157 166V167H158ZM190 166H192V164L190 165ZM215 166V165H214ZM219 166V165H218ZM227 166V165H226ZM253 166V165H252ZM260 166V165H259ZM263 166V165H262ZM58 167V166H57ZM57 167H55V168H57ZM59 167H60V165H59ZM67 167V166H66ZM115 167V166H114ZM117 167V166H116ZM165 167H167V166H165ZM173 167V166H172ZM172 167L170 166L168 169L170 170V168L172 169ZM195 166H193V168H194ZM207 167V166H206ZM256 167V166H255ZM254 167V168H255ZM18 168V167H17ZM72 168V167H71ZM70 168V169H71ZM75 168H77V167H75ZM91 168V167H90ZM113 168V167H112ZM143 168V167H142ZM161 168H163V167H161ZM176 169L175 170H173L174 171V174L171 172V174H170V177L172 176V178H174L175 176L176 177H178V178H176L175 180H173V181H171L170 180V182H172L171 183V185L169 186V185H166V183L167 182H169L168 180H167V182H165L166 181V178L167 177H165V176H163L164 175V173H160L159 174V177H157V179H158V181H157V183L155 182V183H153L154 181L153 180H147V179H145V180H147V182L148 183H146V181H144V179H143V181H141L135 188H132V191H130V193H127V199H128V204H130V207L133 209V211H134V213H136V214H138L139 215V210L141 211H143L144 212V210H145V205H144V199L147 197V195H150V200H151V203H153V208L154 209H156L158 212H162V211H164L162 208H165V207H167L169 204L170 205H172V203H176L177 201H178V199H177V196H178V189H179V186H178V184H180L181 183V178H183V180H185L186 182H184V183H186V184H189L188 182H189V180H188V177H187V173L185 174L184 172H182V169L180 168V165H179V163H177V166L175 167ZM183 168V167H182ZM192 168V169H193ZM208 168V167H207ZM222 168H223V166H222ZM261 168H263V167H261ZM63 169V168H62ZM96 169V168H95ZM116 169V168H115ZM131 169V168H130ZM187 169V168H186ZM214 169V168H213ZM217 169V168H216ZM220 169V168H219ZM253 169V168H252ZM252 169H249V170H252ZM260 169V168H259ZM30 170V171H31ZM54 170V169H53ZM68 170V169H67ZM77 170H78V168H77ZM113 170V169H112ZM144 170V169H143ZM146 170V169H145ZM190 170V169H189ZM221 170V169H220ZM224 170V169H223ZM264 170V169H263ZM154 171V170H153ZM160 171H161V169H160ZM159 171V172H160ZM191 171H193V170H191ZM197 171V170H196ZM62 172V171H61ZM65 172H66V170L64 171V174H63V172H62V174L63 175H65ZM111 172V171H110ZM118 172V171H117ZM142 172H144V171H142ZM150 172H152V171H150ZM168 172V171H167ZM205 172V171H204ZM227 172V171H226ZM82 173V172H81ZM94 173V172H93ZM112 173V172H111ZM144 173H146V172H144ZM153 173V172H152ZM156 173H158V171L157 172H155V173H153L154 175L156 174ZM166 173V172H165ZM193 173V172H192ZM262 173V172H261ZM3 174V173H2ZM67 174V173H66ZM117 173H115V175H116ZM121 174V173H120ZM143 174V173H142ZM153 174H150V173H147L146 174V176H148V177H152L153 176ZM168 174V173H167ZM173 174V175H172ZM216 174V173H215ZM23 175V174H22ZM77 175H78V173H77ZM91 175V174H90ZM135 175H138V174H135ZM192 175V174H191ZM211 175V174H210ZM248 175V174H247ZM24 176V178L23 177H21L22 178V180H20V181H22L23 183H22V185H25V181H24V179H25V175H23ZM54 176H55V174H54ZM73 176V175H72ZM117 176V175H116ZM143 176H145V175H142V177L141 178H143ZM169 176V175H168ZM200 176V175H199ZM231 176V175H230ZM261 176V175H260ZM263 176V175H262ZM28 177V176H27ZM67 177V176H66ZM193 177V176H192ZM191 177V178H192ZM254 177V176H253ZM256 177V176H255ZM64 178V177H63ZM115 178H117V177H115ZM200 178V177H199ZM219 178H220V176H219ZM234 178V177H233ZM148 179H151V178H148ZM156 179V178H155ZM209 179V178H208ZM230 179V178H229ZM240 179H241V177H240ZM34 180V179H33ZM165 180V181H164ZM242 180V179H241ZM240 180V182H242ZM246 180V179H245ZM245 180H243V181H245ZM247 180H249V179H247ZM71 181V180H70ZM178 181V182H177ZM201 181V180H200ZM227 181V180H226ZM232 181V180H231ZM236 181V180H235ZM250 181V180H249ZM255 181V180H254ZM256 181H258V180H256ZM137 182H138V180H137ZM180 182V183H179ZM194 182V181H193ZM217 182V181H216ZM247 182V181H246ZM245 182V183H246ZM69 183V182H68ZM86 183V182H85ZM214 183V182H213ZM232 183V182H231ZM243 183V182H242ZM183 184V183H182ZM244 184V183H243ZM249 184V183H248ZM2 185V184H1ZM70 185V184H69ZM159 185V186H158ZM184 185V184H183ZM192 185H196V184H192ZM240 185H241V183H240ZM250 185V184H249ZM85 186V185H84ZM166 186H169L170 188H171V190H170V188H168L169 190H167V187ZM232 187V186H231ZM237 187V186H236ZM245 187H247V185L245 184ZM240 188H241V186H240ZM248 188V187H247ZM250 188V187H249ZM244 189V191H245V188H243ZM243 189H241V190H243ZM131 190V189H130ZM241 190H239L240 192H241ZM246 190H248V189H246ZM250 190V189H249ZM77 191H79L78 189H77ZM251 191H252V189H251ZM237 192V191H236ZM183 193V192H182ZM242 193H245L246 194V192H242ZM254 193V192H253ZM256 193V192H255ZM237 194H238V192H237ZM244 194V195H245ZM251 194V193H250ZM239 195V194H238ZM243 195V194H242ZM180 197V196H179ZM186 197V196H185ZM241 197V196H240ZM244 197V196H243ZM126 198V197H125ZM247 198V197H246ZM256 198V197H255ZM3 199V198H2ZM30 199H32V196H30ZM184 199V198H183ZM182 199V201H184ZM235 199V198H234ZM257 199V198H256ZM242 200H244V199H242ZM253 200V199H252ZM149 201V200H148ZM187 202V201H186ZM148 203V202H147ZM179 203V202H178ZM244 203V202H243ZM248 203H250V201H248ZM8 204H10V203H7V200L6 199H4L3 200V202H2V204L0 205V234L2 235V238H0V264H28V261L26 262V261H23L22 259L20 260L19 259V261L16 259V257L14 256L16 253H15V250H17L18 248H19V246H20V243L18 242V241H15V242H12V244L10 243V241H14V239L12 238V237H10V238H12V240H9L4 234V232L5 231H7V229H9L8 227H7V223L5 222V220H6V218H5V216H6V214H7V216H8V214H10L9 216L10 217H12V216H14L15 218L17 217V220H21V221H19L20 223L19 224H21V225H25L26 227L28 226L27 224H28V219H33V217H34V214L32 213V211H31V207L32 206H34V205H36V201L33 199V200H31V204H27L26 205V209H30V211L28 212V211H23L22 209H20V208H18V207H12L11 205L10 206H8ZM187 204V203H186ZM38 205V204H37ZM169 205V206H170ZM175 205V204H174ZM183 205H184V202H183ZM149 206H151V205H149ZM185 206V205H184ZM194 206V205H193ZM23 208V207H22ZM173 208V207H172ZM175 208V207H174ZM178 208V207H177ZM25 209V208H24ZM152 209V208H151ZM169 209V208H168ZM149 210V209H148ZM156 210H155V212H156ZM162 210V211H161ZM166 210V209H165ZM96 211V210H95ZM132 211V212H133ZM153 211V210H152ZM181 211V210H180ZM92 212H94V211H92ZM45 213V212H44ZM165 213V212H164ZM183 213V212H182ZM194 213V212H193ZM149 214H150V212H149ZM166 214V213H165ZM179 214H181V213H179ZM184 214V213H183ZM159 215V214H158ZM161 215H163V214H161ZM36 216V215H35ZM41 216V215H40ZM156 215H154V217H155ZM164 216V215H163ZM163 216H161L160 217V219L161 218H163V219H161V220H164V218L165 217H163ZM13 217V218H14ZM18 217H21V219H18ZM138 217V216H137ZM157 217V216H156ZM185 217V216H184ZM36 218H38L39 219V223H38V226L36 225V223L34 222V224L36 225L33 229H35L34 231H36V233H37V231H39L40 232V236H42V237H44V238H46V241L48 240L49 241V243L48 244H53V245H60L59 246V248H58V250L57 251H62V253L59 255V259L61 260V263L62 264H89V261L91 260H87V258H88V256H86L87 254H86V251H85V247L88 249V250H91V249H93V248H95L96 247V245H94L93 244V242H91L94 238H95V236L96 235H93L92 236V240L91 239H88L89 240V243L88 244H86L85 242L84 243H79V242H77V241H79L78 239H81V237H78V238H76V236L74 237L73 236V233H71L70 234V231L68 230V229H66L65 227H64V225H63V223L61 222V223H59V224H52V222L50 223V222H48L49 220L47 219L46 220V218H44V216H42V218L41 217H36ZM117 218V217H116ZM8 219V218H7ZM166 220H167V218H165ZM116 220V219H115ZM140 220V219H139ZM165 220V221H166ZM34 221V220H33ZM117 222H118V220H116ZM18 222V221H17ZM113 222H115V221H113ZM152 223V222H151ZM150 223V224H151ZM161 223V222H160ZM165 222H163V224H164ZM10 224V223H9ZM18 224V225H19ZM155 224V223H154ZM154 224H152V225H154ZM128 225H129V223H128ZM151 225V226H152ZM168 225V224H167ZM11 226V225H10ZM34 226V225H33ZM20 227V226H19ZM31 227V226H30ZM132 227V226H131ZM135 227V226H134ZM142 227V226H141ZM162 227V226H161ZM164 227V226H163ZM167 227V226H166ZM118 228V227H117ZM27 229V228H26ZM25 229V230H26ZM29 229V228H28ZM108 229H110V228H108ZM108 229H106V231H105V233L102 231V233H100L102 236H103V233H104V237H103V239L104 240H107L108 241V245L111 247L112 246V243H114V244H117V243H119L122 239H124V236L126 235H124V236H122L123 234L122 233H124L123 231L121 232V231H117V229L115 228H113V229H111V230H109V232L107 231ZM131 229V228H130ZM113 230V231H112ZM152 230V229H151ZM19 231V230H18ZM17 231V232H18ZM136 231V230H135ZM135 231H132L131 233H133V232H135ZM156 231V230H155ZM167 231V230H166ZM13 232V231H12ZM21 232V231H20ZM120 232H121V234H120ZM150 232V231H149ZM154 232V231H153ZM162 232V231H161ZM164 232V231H163ZM161 233L160 235H159V232H157L158 233V238H157V241L160 243V241L162 240V241H165V237L167 236L166 235V233ZM4 233V234H3ZM35 233V234H36ZM129 234H130V232H128ZM127 233V234H128ZM135 233H137V232H135ZM168 233V232H167ZM17 234H19V233H17ZM171 234V233H170ZM151 235H153V234H151ZM21 236V235H20ZM26 236V235H25ZM97 236H99V235H97ZM155 236V235H154ZM156 236H157V234H156ZM173 236V235H172ZM1 237V236H0ZM17 237V236H16ZM16 237H15V239H16ZM22 237V236H21ZM98 238V237H97ZM140 238V237H139ZM156 238V237H155ZM181 238V237H180ZM96 239V238H95ZM102 239V238H101ZM126 239H127V242H132L131 240H136L137 239V236L135 235V234H131V235H129L128 237L126 236ZM128 239H131V240H129L128 241ZM153 239V238H152ZM168 239V238H167ZM170 239V238H169ZM141 240V239H140ZM144 240V239H143ZM156 240V239H155ZM154 240V242L155 243H157L156 241ZM24 241V240H23ZM150 241V240H149ZM148 241V242H149ZM170 241V240H169ZM135 242V241H134ZM143 242V241H142ZM141 243V242H140ZM144 243V242H143ZM146 243V242H145ZM154 243V244H155ZM166 243V242H165ZM167 244V243H166ZM52 245V246H53ZM86 245V246H85ZM107 245V246H108ZM142 245V244H141ZM156 245V244H155ZM159 245V244H158ZM160 245H162V244H160ZM164 245V244H163ZM183 245V244H182ZM95 246V247H94ZM135 246V248H136V245H134ZM138 246V245H137ZM145 246V245H144ZM143 246V247H144ZM54 247V246H53ZM150 247V246H149ZM148 247V248H149ZM163 247H165V246H163ZM168 247V246H167ZM23 248L24 247H22V250H23ZM33 248V247H32ZM99 247H97V249H98ZM109 248V247H108ZM132 248V247H131ZM134 248V249H135ZM186 248V247H185ZM54 249V248H53ZM141 249H143V248H141ZM159 249V248H158ZM158 249H157V251H158ZM162 248H160V250H161ZM164 249V248H163ZM96 250V249H95ZM125 250V249H124ZM155 250V249H154ZM164 250H166V249H164ZM163 250V251H164ZM169 250V249H168ZM37 251V250H36ZM39 251V250H38ZM51 250H48V248H45V247H43L42 249H41V251H40V253H41V255L44 257H46V259H48V258H50L54 253H56V251L54 252V253H51L50 252ZM54 251V250H53ZM52 251V252H53ZM132 251V250H131ZM23 252L25 253H23V255L24 256H27V250H23ZM122 252V251H121ZM133 252H135L134 254H132V252H131V254H132V256H130V253H129V255L128 256H124V254H123V256L121 255H118L121 259H122V261H121V259H120V262H122V264L124 263V264H135L136 262H137V260L135 259V263L133 262V260H132V257L133 256H135V257H137V256H139L140 255V253L138 252V250H137V248H136V250H134ZM164 252H166L167 253V251H164ZM164 252H162V250H161V253H163V254H165ZM29 253V252H28ZM38 253V252H37ZM89 253V252H88ZM120 253V252H119ZM118 253V254H119ZM146 253V252H145ZM157 253V252H156ZM121 254V253H120ZM152 254V253H151ZM14 256L15 257V260L13 259V258H11L12 259V261L13 262H7V259H8V257H11V256ZM150 255V254H149ZM155 255V254H154ZM166 255V254H165ZM165 255H161L160 254V256H165ZM168 255V254H167ZM166 255V256H167ZM19 256V255H18ZM54 256H56V255H54ZM58 256V255H57ZM131 258H130V257ZM157 256H159V255H157ZM165 256V257H166ZM36 257V256H35ZM90 257V256H89ZM144 257V256H143ZM149 257V256H148ZM20 258H21V255H20ZM152 258V257H151ZM117 259V258H116ZM134 259V258H133ZM141 259H144V258H141ZM148 259V258H147ZM48 260H50V259H48ZM52 260V259H51ZM150 260V259H149ZM11 261V260H10ZM53 261V260H52ZM51 261V262H52ZM119 261V260H118ZM54 262V261H53ZM52 262V263H53ZM57 262V261H56ZM142 262V261H141ZM140 262V263H141ZM155 262L156 261H154V264H155ZM107 264V262H105V261H103V262H98V264ZM139 263V262H138ZM143 263V262H142ZM145 264H148V262L146 263V262H144ZM143 263V264H144ZM150 263H152V261H150ZM29 264H40V263H32V262H30ZM43 264H45V263H43ZM54 264V263H53ZM59 264V263H58ZM115 264H116V262H115ZM153 264V263H152ZM180 264V263H179Z\"/></svg>",
    "mask_w": 264,
    "mask_h": 264
}]
</instances>
